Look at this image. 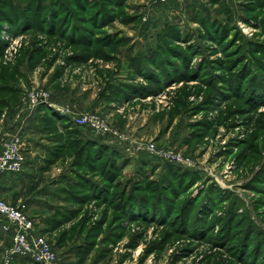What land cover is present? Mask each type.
I'll use <instances>...</instances> for the list:
<instances>
[{
  "label": "rangeland",
  "instance_id": "obj_1",
  "mask_svg": "<svg viewBox=\"0 0 264 264\" xmlns=\"http://www.w3.org/2000/svg\"><path fill=\"white\" fill-rule=\"evenodd\" d=\"M5 128L59 264H264V0H0Z\"/></svg>",
  "mask_w": 264,
  "mask_h": 264
},
{
  "label": "built area",
  "instance_id": "obj_2",
  "mask_svg": "<svg viewBox=\"0 0 264 264\" xmlns=\"http://www.w3.org/2000/svg\"><path fill=\"white\" fill-rule=\"evenodd\" d=\"M22 103L23 106L15 116V122L20 118H23V122L25 116L21 114L32 111L39 103H45L67 114L69 119L78 127H84L93 132L106 133L111 131L95 114L74 115L68 109L54 105L48 92L44 90L28 92ZM111 132L115 133L114 131ZM137 145L140 150L145 147L141 143H137ZM25 146L22 133H13L8 128L3 129L0 133V173H20L23 170L26 162ZM147 149L156 155L160 154L153 149V145L148 146ZM167 156L179 160L173 155ZM26 210L27 206L25 203L14 205L8 203L0 196V222L4 230H12L11 246L5 253L2 264H12L17 258H27L31 262L38 264H59L56 254L49 247L46 240L34 233L33 221L27 215Z\"/></svg>",
  "mask_w": 264,
  "mask_h": 264
},
{
  "label": "crops",
  "instance_id": "obj_3",
  "mask_svg": "<svg viewBox=\"0 0 264 264\" xmlns=\"http://www.w3.org/2000/svg\"><path fill=\"white\" fill-rule=\"evenodd\" d=\"M51 102L56 105L60 106L59 102L57 99H51ZM37 127V125H35ZM36 129V128H35ZM24 173H0V196L4 198L6 201L12 203V204H17L16 202L23 201L24 203L26 199L23 200L22 195L16 196V198L13 195H9L10 192H12L14 189H17L20 187L19 182L23 180ZM18 202V203H19ZM21 202V203H23ZM0 233L4 235V241L10 242L11 238V233L12 230L10 229L8 233L3 232L2 226L0 224Z\"/></svg>",
  "mask_w": 264,
  "mask_h": 264
},
{
  "label": "trees",
  "instance_id": "obj_4",
  "mask_svg": "<svg viewBox=\"0 0 264 264\" xmlns=\"http://www.w3.org/2000/svg\"><path fill=\"white\" fill-rule=\"evenodd\" d=\"M58 114V113H57ZM55 112H52V114L50 115L51 117H49L50 118V120H53L54 119V117H57L58 118V115H57ZM88 143H90V142H88ZM116 154V153H115Z\"/></svg>",
  "mask_w": 264,
  "mask_h": 264
}]
</instances>
